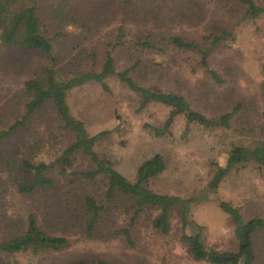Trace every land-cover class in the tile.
I'll list each match as a JSON object with an SVG mask.
<instances>
[{
    "label": "rangeland",
    "instance_id": "1",
    "mask_svg": "<svg viewBox=\"0 0 264 264\" xmlns=\"http://www.w3.org/2000/svg\"><path fill=\"white\" fill-rule=\"evenodd\" d=\"M37 8L42 30L53 36L51 56L36 51L0 46V131L10 129L24 113L23 90L27 81L44 65H53L62 78L89 68L100 69L108 44L120 26L131 34H163L179 38L164 53L146 52L144 65L132 71L145 86L187 97L192 107L210 118L235 113L230 127L192 124L185 133L186 118L180 115L171 134L157 136L147 125L162 127L171 107L152 103L141 108V95L108 79L110 91L98 83L74 89L68 97L72 113L86 123L91 134L112 130L97 146L98 152L115 162L129 180L137 177L146 160L161 154L166 170L151 182L155 191L199 200L186 216L176 208L170 216V230L154 226L160 211L145 207L133 219L135 210L124 198L109 202L103 180L74 183L58 176L54 188L32 194L20 192V185L33 178L21 166H10L6 158L35 156L53 161L73 140L62 127L49 104L9 135L0 149V242L26 232L34 215L52 236L68 239L60 251L9 254L0 251V264H74L105 260L110 264H209L195 260L190 252L194 231L207 248L235 251L239 243L233 217L219 201L240 208L245 221L264 218V166L235 164L231 150L264 140V15L244 18V4L224 0H28ZM264 5V0H255ZM217 27L233 30L234 40L216 47L210 68L218 82L201 65L199 54L183 47L182 39L205 43V36ZM117 67L133 64L125 50L114 51ZM54 59V60H53ZM238 110L236 111V109ZM93 167L85 156L74 160L75 169ZM225 175L217 189L209 188L215 175ZM97 199L102 215L90 231L85 196ZM206 198V199H204ZM191 220V221H190ZM190 222L201 226L198 230ZM190 223V225H189ZM195 227V228H194ZM130 231V236L126 234ZM257 261L264 264V229L255 235Z\"/></svg>",
    "mask_w": 264,
    "mask_h": 264
},
{
    "label": "trees",
    "instance_id": "2",
    "mask_svg": "<svg viewBox=\"0 0 264 264\" xmlns=\"http://www.w3.org/2000/svg\"><path fill=\"white\" fill-rule=\"evenodd\" d=\"M224 1L244 4L246 6L244 18L246 19H257L264 15V5L258 4L255 0ZM204 38V44L195 40L182 39V46L195 50L200 56L201 65L215 80L223 82L221 75L210 68L209 57L216 47L228 40H234L235 34L232 29L217 27L215 32ZM178 40L179 38L176 36L167 37L163 34L149 33L146 36L140 33L131 34L126 31L124 26H120L114 41L108 44L109 48L105 52L100 69L89 68L62 78L59 75V70L53 65H44L39 68L35 76L25 84L23 90L25 104L22 118L17 120L10 129L0 131V149L9 135L19 127L25 126L29 119L43 111L49 104L54 106L62 127L70 132L73 140L50 162L37 160L32 153L22 157L6 158L5 162L10 166H21L33 175L30 182L20 185V192L32 194L37 190L54 188L58 185V176L74 183L99 179L103 180L107 186L106 195L109 202L124 198L131 203L129 211L135 210L133 219H136L145 207L157 208L160 213L154 220V226L165 233L170 230V216L174 209L178 208L186 216H189L191 205L199 200L197 197L186 199L178 195L159 193L151 187L152 180L167 168V163L161 154H157L141 164L136 179L129 180L117 169L114 161L101 155L97 150L98 144L108 137L112 130L91 134L86 123L72 113L68 102L69 94L74 89L89 83H98L104 90L110 91L108 79L117 77L121 83L141 95L140 109H144L152 103H161L171 107L169 118L162 127L147 125L157 136L171 134L172 125L180 115H184L186 118L185 133L191 130L192 124L209 128L230 127L235 113H225L218 118H210L203 112L194 109L186 96L145 86L132 75V71L145 66L144 53H164L168 45H176ZM0 46L36 51L52 58L55 49L53 36L47 35L42 30L37 8L28 0H0ZM117 49L126 50L129 53L133 60L131 66L125 69L117 67L114 55V51ZM230 154L235 164L254 163L262 167L264 166V140H258L250 145H235ZM79 155L87 157L93 167L75 169L74 160ZM224 175L225 172H218L209 188L217 189ZM219 205L233 217L239 247L235 251H218L207 248L199 231H194L190 240V252L193 258L207 261L209 264H255L258 258L255 250V235L264 229V218L255 217L245 221L240 208L226 201H219ZM85 207L89 214V229L92 231L100 219L103 209L97 199L91 195L85 196ZM190 223L201 230V226H196L197 224L193 222ZM126 234L129 237L130 231L126 230ZM67 244V238L50 235L43 230L38 219L32 215L26 232L0 242V251L9 254L32 251L34 254L40 255L51 251H60ZM74 264L110 263L105 260H94L79 261Z\"/></svg>",
    "mask_w": 264,
    "mask_h": 264
}]
</instances>
